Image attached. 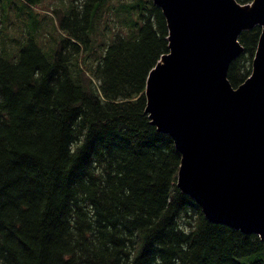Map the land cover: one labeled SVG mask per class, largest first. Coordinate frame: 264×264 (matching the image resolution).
I'll list each match as a JSON object with an SVG mask.
<instances>
[{"label": "trees", "instance_id": "obj_1", "mask_svg": "<svg viewBox=\"0 0 264 264\" xmlns=\"http://www.w3.org/2000/svg\"><path fill=\"white\" fill-rule=\"evenodd\" d=\"M40 1L0 0V264H264V241L179 190L182 156L146 113L169 52L154 0ZM260 36L241 34L234 87Z\"/></svg>", "mask_w": 264, "mask_h": 264}, {"label": "water", "instance_id": "obj_2", "mask_svg": "<svg viewBox=\"0 0 264 264\" xmlns=\"http://www.w3.org/2000/svg\"><path fill=\"white\" fill-rule=\"evenodd\" d=\"M169 52L147 79L146 113L181 154L179 190L205 218L264 241V0H154ZM261 28L250 76L228 79L243 32Z\"/></svg>", "mask_w": 264, "mask_h": 264}, {"label": "rangeland", "instance_id": "obj_3", "mask_svg": "<svg viewBox=\"0 0 264 264\" xmlns=\"http://www.w3.org/2000/svg\"><path fill=\"white\" fill-rule=\"evenodd\" d=\"M41 5H40V9L47 12L48 9H50L53 4H54V1L53 0H41ZM54 7V6H53ZM53 9V8H51ZM43 13V12H42ZM105 19H111V21L115 20L117 21V17L115 15V12L113 11H109L106 16H105ZM123 31H125V29H123Z\"/></svg>", "mask_w": 264, "mask_h": 264}]
</instances>
